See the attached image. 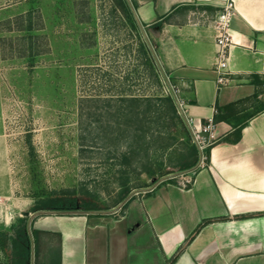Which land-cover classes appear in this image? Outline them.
I'll return each mask as SVG.
<instances>
[{"label": "rangeland", "instance_id": "374dc122", "mask_svg": "<svg viewBox=\"0 0 264 264\" xmlns=\"http://www.w3.org/2000/svg\"><path fill=\"white\" fill-rule=\"evenodd\" d=\"M151 45L124 0H0V231L62 190L109 209L199 160ZM16 252L0 239V264Z\"/></svg>", "mask_w": 264, "mask_h": 264}, {"label": "crops", "instance_id": "0c3cea01", "mask_svg": "<svg viewBox=\"0 0 264 264\" xmlns=\"http://www.w3.org/2000/svg\"><path fill=\"white\" fill-rule=\"evenodd\" d=\"M130 1L188 115L197 126L214 116L219 140L188 187L163 180L122 206L35 215L34 261L264 264V0H234L233 74L222 87L210 19L226 0Z\"/></svg>", "mask_w": 264, "mask_h": 264}, {"label": "built area", "instance_id": "2783aa9c", "mask_svg": "<svg viewBox=\"0 0 264 264\" xmlns=\"http://www.w3.org/2000/svg\"><path fill=\"white\" fill-rule=\"evenodd\" d=\"M236 12L235 1L226 0L222 3L220 11L210 19V24L215 31L216 53L214 69L217 73L219 87L227 85L232 81L231 75L233 73L230 69V57L232 48L237 44L232 32V21ZM177 105H179L180 113L186 117V123L200 153L199 162L195 168L172 177L179 176L178 184L182 187H188L193 182V173L200 166L207 164L206 149L219 140L217 121L214 116H211L203 124L197 126L193 118L188 115L184 101L177 99Z\"/></svg>", "mask_w": 264, "mask_h": 264}, {"label": "trees", "instance_id": "16d2710c", "mask_svg": "<svg viewBox=\"0 0 264 264\" xmlns=\"http://www.w3.org/2000/svg\"><path fill=\"white\" fill-rule=\"evenodd\" d=\"M125 4L127 5L128 8V13H130L133 24L137 27L138 23L131 12V9L129 7V4L126 0ZM33 9H30L28 11V15L31 16L35 9L37 7L33 6ZM35 8V9H34ZM30 21L32 18L30 17ZM33 25L29 23L26 26V30L29 32L33 30ZM24 29V28H23ZM146 46V50L151 53V49L148 46V43L144 41L143 47ZM145 48V47H144ZM151 58L155 60L154 55H151ZM237 132L239 134L236 135V140L240 137V131L241 127H237ZM197 161H194L190 164H187L184 166V169H189L193 167ZM173 181L174 179H167V181ZM129 194V193H128ZM128 194L126 196H128ZM125 196V197H126ZM102 208L94 201H90L87 199H82L79 200L75 195H73L72 192L68 190H62L60 193H56L52 196L47 197L39 206L38 208L35 209V212H39L38 214L41 213H46V212H67V213H76V212H96L101 210ZM28 222H29V215H25L18 225L12 226L13 228V233L12 234H7L2 231H0V239L2 240L3 237H9L13 243V249L16 252V256L10 260L8 264H29V258L31 254V248H32V243L34 245V249L37 246V239H36V230L31 226V232L28 229ZM6 240V239H3ZM5 242V241H4Z\"/></svg>", "mask_w": 264, "mask_h": 264}, {"label": "water", "instance_id": "95a60500", "mask_svg": "<svg viewBox=\"0 0 264 264\" xmlns=\"http://www.w3.org/2000/svg\"><path fill=\"white\" fill-rule=\"evenodd\" d=\"M128 2H129V4L132 6V4H131V1L130 0H127ZM140 27L143 29V31H145V28L140 24ZM152 46V45H151ZM153 53H154V56H155V58H156V61H157V63L159 64V65H161L160 64V61H159V59H158V57H157V55H156V53H155V51L153 50ZM176 99V98H175ZM177 102V101H176ZM197 165H195V166H193V167H191V168H189V169H185V170H183V171H181V172H179V173H177V174H174V175H170L169 177L170 178H172L173 176H177L178 174H180V173H182V172H185V171H187V170H190V169H193V168H195ZM169 177H166V176H164V177H162L161 179H159V180H157V182H155L154 184H153V186L154 185H156V184H158L159 182H161V181H163V180H166L167 178H169ZM150 188H153V187H150ZM150 188H148V189H146V190H149ZM140 191H142L141 189L140 190H135V191H133L130 195H129V197L128 198H126V199H124V201L119 205V206H122L131 196H133L135 193H138V192H140ZM39 212H34L32 215H30L29 214V212H27V211H25L24 212V215H29V222H28V229H29V231L31 232V230H30V222H31V220H32V218L35 216V215H37ZM31 252H32V259H31V264H34V245H33V243H32V248H31Z\"/></svg>", "mask_w": 264, "mask_h": 264}]
</instances>
